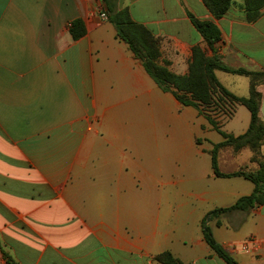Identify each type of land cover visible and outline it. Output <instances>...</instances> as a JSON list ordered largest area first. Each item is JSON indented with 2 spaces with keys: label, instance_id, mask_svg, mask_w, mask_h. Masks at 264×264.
I'll return each instance as SVG.
<instances>
[{
  "label": "crops",
  "instance_id": "1",
  "mask_svg": "<svg viewBox=\"0 0 264 264\" xmlns=\"http://www.w3.org/2000/svg\"><path fill=\"white\" fill-rule=\"evenodd\" d=\"M115 1L160 40L161 62L178 75L196 46L231 68L264 72V10L248 22L243 0L221 19L203 0ZM105 10L103 0H0V264H156L165 251L184 264H226L206 243L203 220L255 186L215 176L211 153L224 138L158 87ZM189 15L219 27L215 52ZM78 19L86 34L74 40ZM216 76L250 95L247 76ZM225 124L237 137L251 113L238 106ZM245 149L248 162L220 171H257ZM209 226L238 264H264V205ZM249 239L254 254L241 250Z\"/></svg>",
  "mask_w": 264,
  "mask_h": 264
},
{
  "label": "trees",
  "instance_id": "2",
  "mask_svg": "<svg viewBox=\"0 0 264 264\" xmlns=\"http://www.w3.org/2000/svg\"><path fill=\"white\" fill-rule=\"evenodd\" d=\"M106 5L105 14L108 21L115 27L117 37L128 44L134 56L143 62L144 69L155 81L158 87L167 93L173 94L184 106H191L204 115L212 127L222 135L224 141L216 144L212 151V167L214 174L220 178L244 177L254 184V191L249 196L241 197L228 208H219L211 211L203 220L202 232L208 246L226 264H238L235 258L220 245L214 237L209 222L221 214L230 212H250L264 205V120L260 115L261 94L256 90L259 77H264V72H254L243 68H231L223 63L219 55L208 57L199 46L193 48V55L186 75H178L169 68L170 63L161 62L160 41L146 27L136 23L128 9H118L117 1L103 0ZM204 4L216 19L223 18L236 0H203ZM246 19L256 22L262 16L264 0H243ZM192 24L203 36L208 46L215 52L216 45L221 41L222 34L219 27L212 21H201L189 15ZM70 34L74 40L85 36L86 27L81 19L75 20L70 26ZM247 76L250 81V95L248 98L239 97L226 89L218 80L216 71ZM220 95L219 101L215 100ZM228 101L235 112L237 106L246 107L251 113V124L246 133L234 136L222 130L218 119L208 115L205 111L213 104L225 107ZM227 111V110H225ZM225 147H233L235 153L248 147L253 153L252 161L259 163L257 171H239L233 174H224L219 170L218 154ZM160 264H184L171 252L165 251L154 257Z\"/></svg>",
  "mask_w": 264,
  "mask_h": 264
},
{
  "label": "rangeland",
  "instance_id": "3",
  "mask_svg": "<svg viewBox=\"0 0 264 264\" xmlns=\"http://www.w3.org/2000/svg\"><path fill=\"white\" fill-rule=\"evenodd\" d=\"M255 88L261 94L260 101L262 103L263 95H264V77H259L257 79ZM219 97H220V95L217 94L215 96V100L219 101ZM248 97L249 96H247L246 98H248ZM230 107L232 108V105L228 101H225V107L224 108H222L220 105H217V103H216V104L211 105L207 109H205V111L208 115L219 120V122L221 124V128L223 130V127L226 125L225 123H227L233 117V115L235 113V112L233 113V109H231ZM225 110H227V111H225ZM234 110L236 111V109H234ZM234 123H236V120H235V122H233V124ZM230 126L226 127V128L231 130ZM232 130H234V132H239L238 129H232ZM214 135H217L218 137H222V135L220 133H218V134L215 133ZM262 142L264 143V135H263ZM246 148H248V147H246ZM242 150L243 149H241L239 152H237V153H240V155L238 157H236V156H234L235 151L233 150V147L223 148V151H221L220 157L218 160V166L220 167L219 170L220 169L224 170V171L235 170V169L239 168V165H243V163H245L246 161L248 162L247 158L249 157L250 152L247 149H245L243 151ZM225 215H227V214H225ZM155 262H156V264H160L156 260H155Z\"/></svg>",
  "mask_w": 264,
  "mask_h": 264
},
{
  "label": "built area",
  "instance_id": "4",
  "mask_svg": "<svg viewBox=\"0 0 264 264\" xmlns=\"http://www.w3.org/2000/svg\"><path fill=\"white\" fill-rule=\"evenodd\" d=\"M103 19H107L105 13L102 14ZM258 243L254 239H249L241 245V250L246 253H256L258 251Z\"/></svg>",
  "mask_w": 264,
  "mask_h": 264
},
{
  "label": "water",
  "instance_id": "5",
  "mask_svg": "<svg viewBox=\"0 0 264 264\" xmlns=\"http://www.w3.org/2000/svg\"><path fill=\"white\" fill-rule=\"evenodd\" d=\"M260 115H261L262 119L264 120V96H263V100H262V104H261V108H260Z\"/></svg>",
  "mask_w": 264,
  "mask_h": 264
}]
</instances>
